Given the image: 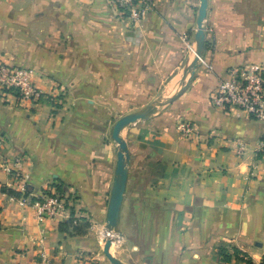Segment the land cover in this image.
Here are the masks:
<instances>
[{"label":"crops","instance_id":"1","mask_svg":"<svg viewBox=\"0 0 264 264\" xmlns=\"http://www.w3.org/2000/svg\"><path fill=\"white\" fill-rule=\"evenodd\" d=\"M258 2L207 0L206 64L184 90L193 57L183 36L192 43L199 0H155L139 28L106 0H0V64L35 70L42 95L32 104L0 91V264H40L41 245L54 264H109L100 237L117 163L111 131L158 94L176 98L120 135L129 163L115 258L264 264V123L210 102L228 69L264 71ZM23 184L32 201L59 186L75 223L36 219L20 204Z\"/></svg>","mask_w":264,"mask_h":264},{"label":"built area","instance_id":"2","mask_svg":"<svg viewBox=\"0 0 264 264\" xmlns=\"http://www.w3.org/2000/svg\"><path fill=\"white\" fill-rule=\"evenodd\" d=\"M106 2L119 17L125 19L133 28H139L155 7V0H106ZM187 47L193 57L197 59V65L206 64L202 56L196 55L193 45ZM36 76L35 70L31 68L0 64V91H11L18 100L37 104L42 95L34 84ZM210 102L217 109L237 110L245 113L251 119L264 123L263 68L259 64L251 63L242 68L228 69L225 76L216 81ZM176 131L182 137H189L193 134L192 126L186 121H180L176 126ZM242 150L243 148L240 146L239 151L242 152ZM20 191L23 195L20 204L31 206L36 219H59L62 221L71 218V204L64 194L56 190H46L32 201L26 197V185H21ZM107 238L114 239V234L104 233L100 237L102 246ZM42 242L41 239L39 244ZM38 257L40 264H54L42 245Z\"/></svg>","mask_w":264,"mask_h":264},{"label":"water","instance_id":"3","mask_svg":"<svg viewBox=\"0 0 264 264\" xmlns=\"http://www.w3.org/2000/svg\"><path fill=\"white\" fill-rule=\"evenodd\" d=\"M207 0H199V7L196 17V29L193 35V42L196 50V55L201 56L204 47V29L203 22L206 17ZM197 59L193 57V61L188 69L189 79L193 76L194 71L197 67ZM183 90V89H182ZM180 91V93L182 92ZM176 97L167 100L166 102H154L149 105L144 111L140 113H133L120 118L114 124L111 131V138L117 145V163L115 177L111 189L106 223L105 233H112L114 235L118 232V216L123 200V193L125 191V185L127 180V166L129 163V155L127 152L126 144L121 138V132L129 125L137 122L147 120V115L152 109L161 108L171 103ZM113 244V239H105L103 244L102 253L109 264H123L119 259L113 257L110 252V248Z\"/></svg>","mask_w":264,"mask_h":264},{"label":"rangeland","instance_id":"4","mask_svg":"<svg viewBox=\"0 0 264 264\" xmlns=\"http://www.w3.org/2000/svg\"><path fill=\"white\" fill-rule=\"evenodd\" d=\"M258 5L260 6V9L262 10L263 8H264V3H261V2H258ZM259 26L261 27V28H263L264 27V17H260L259 18ZM183 44H184V46H185V48H186V52H187V54L189 55V56H192L193 57V55L191 54V52L188 50V45H190V46H194V42L192 41V43L190 42L189 43V39L186 37V36H183ZM195 47V46H194ZM253 64V63H252ZM255 64H257V63H255ZM190 65H191V63H190ZM190 65L186 68V70L184 71V73H183V77L184 78H182L181 79V82H183V83H185V85H184V87H183V89L185 90V88L187 87L186 85H187V83H188V79H189V73L187 72L188 71V69L190 68ZM261 67H262V65H261ZM158 93H160V91H158ZM158 96V97H157ZM173 97H171V98H168V99H166V96H165V94H158V95H155L153 98H151V99H148L147 101H146V103H144V104H142V105H136V106H133V107H130V109H128V111L127 112H123V113H121L120 114V116H116V118H118V117H120V118H122V117H124V116H126V115H129V114H133V113H140V112H142V111H144L149 105H151L152 103H154V102H166L167 100H169V99H172ZM163 100V101H162ZM158 111V109L156 108V109H152L151 111H150V113L146 116L147 117V119H150L152 116H154L155 115V113ZM119 118V119H120ZM119 119H117V121L119 120ZM116 123V122H115ZM114 123V124H115ZM114 126V125H113ZM118 241V239H117V236L116 235H114V239H113V242H114V245H113V249H112V253H111V255L113 256V257H115V253H114V248H115V243ZM105 259V258H104ZM105 261H107L106 259H105ZM108 262V261H107ZM109 263V262H108Z\"/></svg>","mask_w":264,"mask_h":264},{"label":"trees","instance_id":"5","mask_svg":"<svg viewBox=\"0 0 264 264\" xmlns=\"http://www.w3.org/2000/svg\"><path fill=\"white\" fill-rule=\"evenodd\" d=\"M56 191H58L59 193H61V194H63V192H62V190H61V188L59 187V186H56ZM70 216H71V214H70ZM67 224H69V225H72L73 224V219H69L68 220V223ZM66 223H61L60 225H59V229L61 230V231H65V230H68V225H67ZM75 225V224H74ZM73 229H75L76 228V226L75 227H72ZM240 253H239V251H237L236 249H234V252H233V256L234 257H236L237 258V255H239ZM222 258H223V260L225 261V262H228V261H230V259H231V256H229V255H227V254H225V253H223L222 254Z\"/></svg>","mask_w":264,"mask_h":264}]
</instances>
